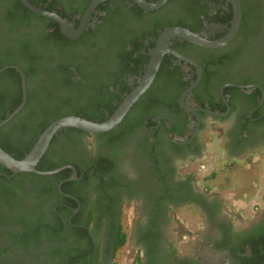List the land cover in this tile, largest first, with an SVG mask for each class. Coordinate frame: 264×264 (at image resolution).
Here are the masks:
<instances>
[{
	"label": "flooded vegetation",
	"instance_id": "obj_1",
	"mask_svg": "<svg viewBox=\"0 0 264 264\" xmlns=\"http://www.w3.org/2000/svg\"><path fill=\"white\" fill-rule=\"evenodd\" d=\"M50 1L54 2V11L72 28L77 29L85 23L84 31L76 39L64 34L69 40L79 41L85 35L90 36L89 46L94 43L92 36L98 32L100 43L96 49L84 46L68 54H49L47 73L32 77L29 83L27 80V85L34 93L46 91L49 97L65 96L73 98L75 103L82 101L85 104L106 90L104 103L93 109L105 117H109L112 109L119 106L121 99L139 84L145 73H127L118 62L108 60L101 47V44L107 46L113 41L119 43V32L126 23L120 25L116 11L146 13V17L127 23L126 31L134 28L142 31L154 19H177L180 23L174 26L189 28L211 40L227 36L235 19L232 0H167L154 10L145 9L134 0H104L88 17L94 0ZM145 1L156 3L160 0ZM240 2L241 25L228 44L208 48L179 37L171 39L170 46L179 55L167 53L165 58L175 66H181L183 81L189 82L179 96L183 111H172L170 103L163 99L162 104L158 102L147 105L145 109L143 106L134 110V119L145 114L144 122L115 145L107 138L108 132L72 131L71 135L57 137L51 146L54 158H62L66 165H73L78 178L70 180L74 171L67 168L71 170L70 176L58 183L64 198L60 202L57 198L51 200L43 211L48 213L55 201V210H60L57 220L65 226L55 234L51 244L45 241V237L31 244L27 250L16 247L3 252V262L20 264L27 260L34 264H49L52 263L47 256L49 249L62 247L72 252L87 250V260L90 254L92 264H114L120 248L130 241L127 236L126 243L118 247L120 239L127 235L123 226L127 208H131L136 216L131 225L136 243L134 261L141 255L143 264H242L243 257L251 256L256 242L264 237V209L245 225H238L224 215L221 202L212 200L205 189L195 185V178L180 173L181 168L201 161L207 150V137L216 131L223 134L225 151L233 159L251 152H264V0ZM198 15L206 16L201 25L194 21ZM52 20L61 30L60 24ZM156 23L154 27H158L160 34L168 28L162 29ZM31 32L34 31H28L25 39ZM16 37L23 38V31L13 32L10 39L0 34V44L6 47ZM158 38L151 33L145 42L148 45L156 40L157 43ZM63 66L68 67L67 70H56ZM55 82L68 86L60 90L59 87L49 89ZM197 82L185 98V105L194 110H187L181 103L182 95ZM106 86L109 87L106 89ZM164 88L165 84L157 83L153 88L154 95H160ZM163 95V98L172 99ZM143 103L145 105L147 101ZM108 160L113 163L109 161L107 166ZM107 171L109 174L105 175ZM81 173L83 177L79 176ZM75 182H79V188L74 187ZM105 182L107 185L103 186ZM66 183L72 185L67 191L63 189ZM197 198L206 200L208 207ZM185 206H193L206 223L204 234L189 252L180 250L176 240L181 233L182 237L187 235L181 231L173 235L169 230L171 220L177 217V210ZM1 228L19 232L18 224L14 223ZM3 234L0 233V246L5 247L11 243V237ZM19 254H24V258ZM254 264H264V261Z\"/></svg>",
	"mask_w": 264,
	"mask_h": 264
},
{
	"label": "trees",
	"instance_id": "obj_2",
	"mask_svg": "<svg viewBox=\"0 0 264 264\" xmlns=\"http://www.w3.org/2000/svg\"><path fill=\"white\" fill-rule=\"evenodd\" d=\"M30 1L49 11L55 10L54 2L50 0ZM115 16L120 20V25L126 23L125 26L121 27L119 32L121 34L119 43L115 44L113 41L107 46L101 44V47L104 48L107 59L114 63L118 62L120 68L127 73L145 72L150 62L152 50L156 45V40L152 43L149 42L147 45L145 38L151 33L154 34L156 39L159 37L160 32L157 30L158 27H154L156 21L158 22L156 24H159L162 29L180 23L177 19L172 21L154 19L149 27H144L145 29H142V31L139 28L126 31L127 23H130L132 19L146 17V13L144 11H116ZM205 17V15H198L194 21L201 25ZM20 31L24 33L23 38L16 37V40L6 47L0 44V71L5 67L17 65L26 74L28 83L32 77L47 73L46 65L49 62L47 59L49 54L56 52L65 54L84 46L96 49L100 43L98 32L97 35L92 36L94 43H91L89 46L90 36L85 35L79 41H71L61 32L57 23L50 18L36 14L25 6L21 0H0V34L6 36V39H10L13 36V32L20 33ZM28 31L34 32H31L30 37L25 39ZM35 32L36 34H34ZM60 64L65 65L64 63ZM67 68L63 66L56 70L63 71L67 70ZM48 72L51 74V71ZM183 80L184 72L181 66H175L169 58H165L153 87L145 93L141 101L128 113L126 119L119 125L118 129H113L106 133L108 135L107 138L113 141L112 145L125 140L135 130L137 125L144 122L145 119L143 117L145 114L141 118L134 119V110L143 108V106L145 109L147 105H155L158 102L162 104L161 101L163 99L170 103L169 108L172 111H183L179 102V96L183 89L189 85V82H184ZM157 83L165 84V88L159 93L160 95L156 96L153 93V88ZM67 86L66 84L55 82L50 84L49 89L59 87L60 90ZM108 87L106 86V89ZM27 91L28 100L25 108L12 121L0 128V146L17 159L24 158L30 152L40 135L56 119L67 115H77L96 122H103L113 115L118 108V106L113 108L109 117L93 111L94 108L98 107L97 105L104 103L106 90L99 97L89 100L87 104L82 103V101L81 103L79 101H77L79 103H75L73 98L65 96L49 97L50 94L49 92L47 94L46 91L34 93V90L29 85H27ZM163 94L171 96L172 99L163 98ZM125 97L121 99V102ZM142 100L143 102L147 101V103L144 105ZM22 101L23 87L21 75L16 68L9 67L0 72V122L18 108ZM72 131L83 132L75 128H67L60 131L37 165L38 170H55L66 165L64 159L54 158L51 146L58 136L62 134L71 135ZM183 134L185 132H179L178 135ZM109 161L105 165L108 166ZM112 163L110 161V164ZM231 165L233 163L229 166ZM70 172L71 170L65 169L54 175H38L33 172L14 173L0 164V233L2 235H4L3 233H7L11 237V243L5 247L0 246V264H6L2 259L3 252H9L16 247L27 250L31 244L37 240L41 241L45 237V241L51 244L54 241L55 234L64 228L65 225L57 220L60 210H55V201L49 207L48 213H45L43 209L53 199L57 198L60 199L58 202L61 201L63 196L59 192L58 183L68 178ZM82 174H79V176H82ZM104 174L108 175L109 171ZM106 185L107 182L103 183V186ZM69 186L72 185L66 183L63 189L67 191ZM78 186L79 182H75L74 187L79 188ZM197 200L203 206L208 207V203L203 198H197ZM28 203L31 205H28ZM15 212L17 213L15 214ZM13 216H17V218L15 217L16 219H14ZM9 223L18 224L19 232L14 233L1 228V226H6ZM82 232H86V229H82ZM126 241L127 235H124L120 239L118 247L123 246ZM253 250L251 256L242 258V264H254L264 261L263 236L256 242ZM86 251L72 252L58 247L54 250L49 249L47 256L50 261L52 260V263L50 262L49 264H92L90 254L87 260ZM19 256L24 258L25 255L19 254ZM20 264L34 263L26 260ZM135 264H143L141 255L136 257Z\"/></svg>",
	"mask_w": 264,
	"mask_h": 264
},
{
	"label": "rangeland",
	"instance_id": "obj_3",
	"mask_svg": "<svg viewBox=\"0 0 264 264\" xmlns=\"http://www.w3.org/2000/svg\"><path fill=\"white\" fill-rule=\"evenodd\" d=\"M207 141V150L201 161L181 168L180 173L195 178V185L205 189L212 200L221 202L224 215L238 225H245L264 209V152H251L233 159L225 151L222 133L210 134ZM231 163L233 165L229 166ZM134 217L131 208L125 209L123 226L130 241L120 248L114 264H135L136 243L131 228ZM205 227L203 215L193 206H185L177 210V217L171 220L169 230L173 235L177 231L187 235L185 238L181 233L176 240L180 250L189 252L204 234Z\"/></svg>",
	"mask_w": 264,
	"mask_h": 264
},
{
	"label": "water",
	"instance_id": "obj_4",
	"mask_svg": "<svg viewBox=\"0 0 264 264\" xmlns=\"http://www.w3.org/2000/svg\"><path fill=\"white\" fill-rule=\"evenodd\" d=\"M21 1L25 6L34 11L36 14L57 21L60 24L62 33L72 39H76L77 37H79L85 29V23H83L79 28L74 29L57 12L49 11L47 9H44L43 7L37 6L30 0ZM102 1L104 0H94L93 4L90 7V10L87 13V17L91 14L95 6ZM134 1H136L140 6L145 9L154 10L160 8L167 0H160L156 3H149L145 0ZM232 3L235 10V19L232 29L227 36L218 40L207 39L201 36L200 34L192 31L191 29L183 26H171L165 29L160 34L157 40V43L151 53L150 62L139 84L125 97V99L118 106L114 114L111 115L107 120L103 122H96L77 115H67L58 118L44 130V132L40 135L30 152L22 159L15 158L0 146V164L14 173L33 172L38 175H54L67 168H71L74 172L70 180H76L78 178V173L73 165H66L58 169L48 171H41L37 168V165L48 151L55 136L60 131L67 128H75L91 134L105 133L116 128L127 116L133 106L149 90L160 70L161 64L166 54L173 53L175 55H179L170 46V41L172 38H183L192 44L208 48H216L228 44L237 34L241 25L243 15L240 0H232ZM9 67L16 68L21 74L23 87V101L18 108H16L12 113L8 115L7 118L3 119L0 122V128H2L8 122L12 121L25 108L28 100L26 74L20 67L14 65L5 67L1 69L0 72L6 70ZM197 84L198 82L191 86L189 89H187L182 95L181 103L183 107L187 110H194L193 108L185 105V98L191 91H193ZM60 189L62 191L61 185Z\"/></svg>",
	"mask_w": 264,
	"mask_h": 264
},
{
	"label": "built area",
	"instance_id": "obj_5",
	"mask_svg": "<svg viewBox=\"0 0 264 264\" xmlns=\"http://www.w3.org/2000/svg\"><path fill=\"white\" fill-rule=\"evenodd\" d=\"M201 167H202L203 169H205V165H202Z\"/></svg>",
	"mask_w": 264,
	"mask_h": 264
}]
</instances>
